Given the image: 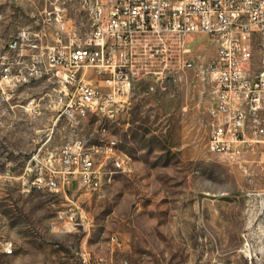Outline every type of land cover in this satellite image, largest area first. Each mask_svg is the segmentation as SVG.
<instances>
[{"label":"rangeland","instance_id":"1","mask_svg":"<svg viewBox=\"0 0 264 264\" xmlns=\"http://www.w3.org/2000/svg\"><path fill=\"white\" fill-rule=\"evenodd\" d=\"M48 4L0 0V164L18 177L42 143L50 139L45 148L55 147L78 137L92 151L99 147L101 183L91 192L79 183L54 192L21 178L0 185V264H84V250L104 264H246L239 252L246 193L264 190V159L249 152L235 162L208 149L214 41L190 38L191 51L167 76L135 83L131 108L117 119H57L48 96L44 113L32 116L24 105L58 85L54 67L23 79L48 55L29 42L54 43ZM66 6L84 39L90 21L80 1ZM6 68L10 80L3 78ZM69 208L78 224L62 226L58 213ZM114 234L122 248H113Z\"/></svg>","mask_w":264,"mask_h":264},{"label":"built area","instance_id":"2","mask_svg":"<svg viewBox=\"0 0 264 264\" xmlns=\"http://www.w3.org/2000/svg\"><path fill=\"white\" fill-rule=\"evenodd\" d=\"M80 1L90 21L84 39L67 16V4ZM44 12L55 23L54 43L29 42L48 51L35 61L25 81L54 67L58 85L54 93L30 99L24 109L32 116L50 110L57 119L79 121L90 115L117 119L128 113L135 83L142 78H164L170 67L189 53L190 38L206 35L217 56L208 71L215 82L208 149L231 161L242 162L247 153L264 159V0H48ZM52 8H51V7ZM40 35V33H35ZM43 36V35H42ZM17 44V42L15 43ZM193 60V59H191ZM44 64V65H43ZM258 67V68H256ZM53 70V69H51ZM4 79L10 80L9 68ZM71 104H79L71 113ZM48 141L29 157L20 176L9 164H0V185L21 178L42 189L61 192L74 183L91 192L100 187V171L92 151L75 138L55 147ZM5 185V184H4ZM244 208L239 252L246 264H264V190H250ZM60 224H78L74 208L60 211ZM113 248L123 241L112 235ZM12 253L13 243L5 248ZM84 264H104L103 258L84 250ZM122 264H128V260Z\"/></svg>","mask_w":264,"mask_h":264},{"label":"bare ground","instance_id":"3","mask_svg":"<svg viewBox=\"0 0 264 264\" xmlns=\"http://www.w3.org/2000/svg\"><path fill=\"white\" fill-rule=\"evenodd\" d=\"M79 104H71V113H78Z\"/></svg>","mask_w":264,"mask_h":264},{"label":"crops","instance_id":"4","mask_svg":"<svg viewBox=\"0 0 264 264\" xmlns=\"http://www.w3.org/2000/svg\"><path fill=\"white\" fill-rule=\"evenodd\" d=\"M50 139H48L47 141L49 142ZM46 142V141H45Z\"/></svg>","mask_w":264,"mask_h":264}]
</instances>
